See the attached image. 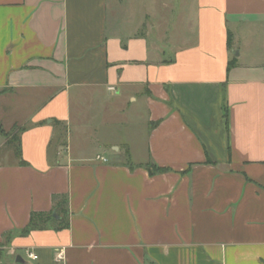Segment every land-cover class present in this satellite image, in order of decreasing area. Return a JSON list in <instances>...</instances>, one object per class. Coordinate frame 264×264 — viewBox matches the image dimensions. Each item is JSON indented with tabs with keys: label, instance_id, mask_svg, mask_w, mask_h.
Wrapping results in <instances>:
<instances>
[{
	"label": "crops",
	"instance_id": "1",
	"mask_svg": "<svg viewBox=\"0 0 264 264\" xmlns=\"http://www.w3.org/2000/svg\"><path fill=\"white\" fill-rule=\"evenodd\" d=\"M0 126V264H264V0H0Z\"/></svg>",
	"mask_w": 264,
	"mask_h": 264
},
{
	"label": "rangeland",
	"instance_id": "2",
	"mask_svg": "<svg viewBox=\"0 0 264 264\" xmlns=\"http://www.w3.org/2000/svg\"><path fill=\"white\" fill-rule=\"evenodd\" d=\"M143 110H139L138 112H140L141 114V118L144 119V116H145V113L144 111L142 112ZM74 112V111H73ZM126 117H129V120L127 119L128 123L123 125V127L120 129L121 131L117 132V135L119 134V136H123L125 133H129V132H135L137 134H140L139 137H140V141H143L142 140V133L141 132V129H142V126H143V121L141 120V118H138V116H136L135 114H132L131 111L129 110L127 115L125 114ZM95 125H97V121L94 122ZM73 121L72 123L70 124V127L72 129V131L74 130L73 129ZM112 127V129H114V126H116L118 128L119 126V123L116 122V121H112L110 122V124H108V127ZM111 128L110 129H103V130H95V131H89V135L91 137H89V141H91V143H99V142H103V141H106V140H109L111 138H113V130ZM7 136L8 138L0 135V139L3 138V139H10L12 137V139H16L17 138V131H9L7 132ZM90 143V142H89ZM96 153V151H95Z\"/></svg>",
	"mask_w": 264,
	"mask_h": 264
},
{
	"label": "trees",
	"instance_id": "3",
	"mask_svg": "<svg viewBox=\"0 0 264 264\" xmlns=\"http://www.w3.org/2000/svg\"><path fill=\"white\" fill-rule=\"evenodd\" d=\"M0 135L8 138L7 133L2 129L1 126H0ZM6 144L8 146H12L15 157L18 160V163L22 166L25 165V162L21 159V151H20V145H19L18 139L17 138L12 139L11 137L10 139H7ZM146 169L150 175L161 174V173L166 172L165 169H159V168L151 167V166L146 167ZM63 203L64 202H62L61 204ZM59 206H60L59 204H56L55 209L53 211L58 218H60L59 217L60 215ZM53 221L55 220L52 218V213L44 214V215L43 214H38V215L32 214L30 217V222L28 226L22 231L21 235L25 236L33 230L46 229L48 227V223L53 222ZM62 228H64V226H60V229Z\"/></svg>",
	"mask_w": 264,
	"mask_h": 264
},
{
	"label": "built area",
	"instance_id": "4",
	"mask_svg": "<svg viewBox=\"0 0 264 264\" xmlns=\"http://www.w3.org/2000/svg\"><path fill=\"white\" fill-rule=\"evenodd\" d=\"M96 160H98V161H102V162H106L105 159H103V158H101V157H99V156L96 157ZM27 257H28L29 259H34V258H35L34 254H33L32 252H27Z\"/></svg>",
	"mask_w": 264,
	"mask_h": 264
},
{
	"label": "water",
	"instance_id": "5",
	"mask_svg": "<svg viewBox=\"0 0 264 264\" xmlns=\"http://www.w3.org/2000/svg\"><path fill=\"white\" fill-rule=\"evenodd\" d=\"M53 217H54V218H57L55 214H53Z\"/></svg>",
	"mask_w": 264,
	"mask_h": 264
}]
</instances>
